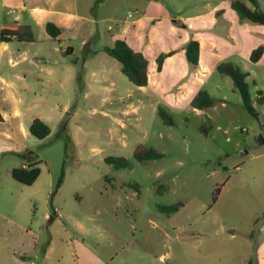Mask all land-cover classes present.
I'll return each mask as SVG.
<instances>
[{
  "label": "rangeland",
  "instance_id": "rangeland-1",
  "mask_svg": "<svg viewBox=\"0 0 264 264\" xmlns=\"http://www.w3.org/2000/svg\"><path fill=\"white\" fill-rule=\"evenodd\" d=\"M200 1L68 0L77 19L57 40H44L45 23L38 27L30 22L33 48L54 57L56 64L48 82H33L30 101L21 106L23 155L0 153V212L36 234L39 252L46 247L45 260L40 252L37 264H75L78 256L81 264H139L145 254L141 241L156 257L168 251L177 258L170 259L173 264H187L180 249L187 258L190 243L187 237L176 240L174 228L209 235L218 220L233 230L236 241L251 230L253 240L259 239L263 218L254 227L252 223L264 211V143L254 139H264V105L254 102L259 118H253L231 79L215 69L202 88L211 107L169 106L135 87L121 74L120 64L103 52L121 27L149 14L170 18L180 29H171L165 20L152 27L145 22L140 33L149 49L160 54L178 48L185 33L174 20ZM1 5L0 0V20H13ZM259 5L264 11V0ZM69 47L72 53L66 55ZM225 62L248 74L252 101L257 91L264 93V60L253 64L233 55ZM35 116L50 128L43 140L28 132ZM141 145L160 157L136 161L134 151ZM110 159H125L129 166L115 168ZM35 162L40 175L31 186L12 180L13 168ZM61 173L62 184L51 199ZM172 206L177 211L166 217L161 209ZM164 228L171 238L163 237ZM152 264L172 262L154 258Z\"/></svg>",
  "mask_w": 264,
  "mask_h": 264
},
{
  "label": "crops",
  "instance_id": "crops-1",
  "mask_svg": "<svg viewBox=\"0 0 264 264\" xmlns=\"http://www.w3.org/2000/svg\"><path fill=\"white\" fill-rule=\"evenodd\" d=\"M1 1L4 2V5H1L2 9L7 10L4 13L11 15L13 20L3 18L0 20V25L15 24L31 28V23L40 27L44 23L51 22L61 29L62 35L63 30L77 19V14L71 11L68 0ZM231 1L201 0L187 12L189 14L178 12L179 16L174 23L181 24L185 35L178 38L177 42L180 43L178 48L163 52H173V54L164 60L160 71L156 69V58L162 53L158 54L153 52V49H149V42L140 31L147 21H150L149 25L152 27L163 20L173 29L175 28L171 25L173 20L163 16L156 18V14H149L136 18L130 23L131 27L126 29L121 27L115 39L124 40L129 47L142 53L147 60L148 83L142 88L169 106H184L190 104L193 97L202 90L206 78L213 76L217 65L223 60L233 55L249 59L251 51L263 43L264 26L241 22L230 6ZM156 20L159 21L155 22ZM47 38L50 37L47 35L44 40H51ZM190 39L199 43V61L194 68L188 65L184 52ZM34 42L0 41V114L3 118V122L0 123V153L4 155L17 157L23 155V139L26 133L21 106L26 100L30 101L28 91L30 87H34L33 82L36 84L48 82L54 72L56 59L49 54L47 56L44 53L40 54L38 49L33 48ZM263 60L264 53L257 63ZM41 76L43 78H40ZM34 95L37 96L35 91ZM45 100L46 97L42 98L41 102ZM31 101L34 107L40 105L34 99ZM35 118L47 123L41 116H35L31 118L30 124ZM263 213L264 211L255 217L253 227ZM165 223L161 221V225ZM215 223L218 228L212 230V234L209 235L199 230L174 228L177 230L174 232L176 240L187 237V242L190 243L187 258L184 257L185 251L180 249L182 261H186L187 264H264V236H261L264 233V219L259 230L261 235L257 241L253 240L252 230L245 234L243 239L236 241L232 229L226 228V225L219 220ZM160 231L166 239L171 238L166 228ZM202 237H206L205 240L202 241ZM36 239V234L32 230L0 212V264H37L41 251L34 249ZM163 241L164 246L165 239ZM141 243L145 254L139 258V264H152L154 258L160 263L171 261L173 264L170 259L175 256H171L170 252L164 251L156 257V254L149 250L147 241ZM47 253L48 250H45L44 254L40 253L43 260ZM72 254L75 256L76 252ZM23 256L26 257L25 260L21 259ZM76 262L81 264L79 256L76 257L75 264Z\"/></svg>",
  "mask_w": 264,
  "mask_h": 264
},
{
  "label": "trees",
  "instance_id": "trees-1",
  "mask_svg": "<svg viewBox=\"0 0 264 264\" xmlns=\"http://www.w3.org/2000/svg\"><path fill=\"white\" fill-rule=\"evenodd\" d=\"M158 1V0H155ZM260 0H246L251 7L247 6L244 0H232L231 8L237 14L241 22H248L254 25L264 26V11L261 10L259 5ZM45 31L47 35L57 40L61 35V29L51 22L45 24ZM13 40L19 43H33L35 36L29 26L15 25V24H2L0 25V41L1 42H12ZM107 55L113 58L120 64V72L124 75L129 82L135 87H145L148 83V71H147V60L142 53L134 51L128 44L122 39H116L111 47H105L103 49ZM185 58L188 65L191 68L197 66L199 61V43L197 40L190 39L184 48ZM72 53V48L69 47L65 54L69 55ZM264 53V44L257 46L251 51L249 61L253 64L257 63ZM173 52L162 53L156 58V69L160 71L163 66L164 60L171 56ZM216 71L220 74L228 76L233 84V88L239 92L242 100V105L245 110L255 119L259 118V112L254 106V102L258 106L264 105V93L261 91L256 92L255 101H252L249 88L246 83L247 73L243 72L239 67L230 62L220 63L216 67ZM213 104L210 95L200 90L190 102V107L193 109L203 110L211 107ZM3 122V118L0 114V123ZM264 126V124H263ZM28 132L36 139L43 140L50 134L49 126L44 123L41 119L35 118L29 125ZM160 157L158 153L152 148H146L143 145L138 146L134 151V159L138 162H145ZM114 165L115 168H125L129 166V163L125 159H110L108 161ZM40 175V169L38 168V162L31 163L26 167L20 166L13 168L10 171V177L15 182L31 186L38 176ZM63 181V173L56 184L54 193L51 195L53 198L55 192L60 188ZM218 189L215 193H218ZM167 214H172L177 211V207H165L161 209ZM260 218L264 219V213ZM258 222V219L256 223ZM37 250V245L34 247ZM46 247L41 250V254H44ZM25 260L26 257H21Z\"/></svg>",
  "mask_w": 264,
  "mask_h": 264
},
{
  "label": "water",
  "instance_id": "water-1",
  "mask_svg": "<svg viewBox=\"0 0 264 264\" xmlns=\"http://www.w3.org/2000/svg\"><path fill=\"white\" fill-rule=\"evenodd\" d=\"M254 140H255V142H257L258 144H263V143H264V139H263V137H262L261 135L255 137ZM245 154H246V152L243 153V155H245Z\"/></svg>",
  "mask_w": 264,
  "mask_h": 264
},
{
  "label": "built area",
  "instance_id": "built-area-1",
  "mask_svg": "<svg viewBox=\"0 0 264 264\" xmlns=\"http://www.w3.org/2000/svg\"><path fill=\"white\" fill-rule=\"evenodd\" d=\"M128 18H132V14H128V16H127Z\"/></svg>",
  "mask_w": 264,
  "mask_h": 264
}]
</instances>
